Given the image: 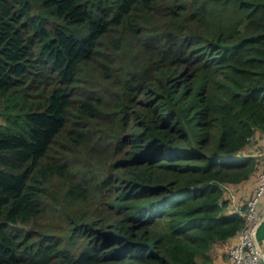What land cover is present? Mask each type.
Segmentation results:
<instances>
[{
  "label": "trees",
  "instance_id": "obj_1",
  "mask_svg": "<svg viewBox=\"0 0 264 264\" xmlns=\"http://www.w3.org/2000/svg\"><path fill=\"white\" fill-rule=\"evenodd\" d=\"M257 131L264 0H0V264H207Z\"/></svg>",
  "mask_w": 264,
  "mask_h": 264
},
{
  "label": "built area",
  "instance_id": "obj_2",
  "mask_svg": "<svg viewBox=\"0 0 264 264\" xmlns=\"http://www.w3.org/2000/svg\"><path fill=\"white\" fill-rule=\"evenodd\" d=\"M264 157L257 171L253 193L242 209L244 224L234 240L225 246L230 264H264V254L257 240V229L264 218Z\"/></svg>",
  "mask_w": 264,
  "mask_h": 264
},
{
  "label": "crops",
  "instance_id": "obj_3",
  "mask_svg": "<svg viewBox=\"0 0 264 264\" xmlns=\"http://www.w3.org/2000/svg\"><path fill=\"white\" fill-rule=\"evenodd\" d=\"M241 153L243 154H257L264 155V132L257 131L252 139L249 141ZM256 180V172H253L246 180L239 183H228L224 186L223 197L228 201V211H235L242 215V209L245 206L246 200L253 193ZM264 202L262 199L261 204ZM264 221V218L262 219ZM262 223V222H261ZM260 223V224H261ZM259 224V226H260ZM258 226V228H259ZM258 233V229H257ZM232 236L224 241L215 242L208 250L209 261L207 264H230L225 254V246L230 241L234 240ZM264 241V237L261 238ZM257 240L259 242L258 236ZM260 243V242H259ZM264 254V243H260Z\"/></svg>",
  "mask_w": 264,
  "mask_h": 264
},
{
  "label": "rangeland",
  "instance_id": "obj_4",
  "mask_svg": "<svg viewBox=\"0 0 264 264\" xmlns=\"http://www.w3.org/2000/svg\"><path fill=\"white\" fill-rule=\"evenodd\" d=\"M259 239V242L263 245L264 241H262L263 239L261 238H258Z\"/></svg>",
  "mask_w": 264,
  "mask_h": 264
}]
</instances>
